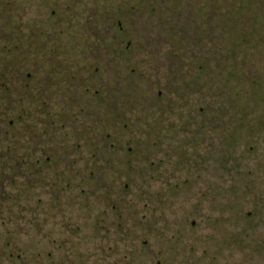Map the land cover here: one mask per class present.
I'll return each mask as SVG.
<instances>
[{
	"label": "rangeland",
	"instance_id": "374dc122",
	"mask_svg": "<svg viewBox=\"0 0 264 264\" xmlns=\"http://www.w3.org/2000/svg\"><path fill=\"white\" fill-rule=\"evenodd\" d=\"M50 1L42 13L70 6L82 41H99L105 24L88 14L107 17V1ZM37 2L15 0L19 26ZM113 3L112 48H83L65 66L67 86L99 92L23 103L30 125L46 111L52 131L30 160V189L13 169L0 182V246L13 239L30 264H93L98 250L131 264H264V0ZM171 44L182 80L159 73Z\"/></svg>",
	"mask_w": 264,
	"mask_h": 264
},
{
	"label": "flooded vegetation",
	"instance_id": "af4514ba",
	"mask_svg": "<svg viewBox=\"0 0 264 264\" xmlns=\"http://www.w3.org/2000/svg\"><path fill=\"white\" fill-rule=\"evenodd\" d=\"M105 1L107 6L105 9L104 6L101 8L106 12L107 17L102 15L99 6L92 9L91 14L88 15L94 21L103 20L105 28H100L101 31H96L94 34H100L103 37L105 33L107 42L100 39V35L99 41H82L79 36L82 31L77 25L72 26L77 11L70 6L67 9L59 11L51 9L42 13L41 9H50L52 3L50 0H38L37 4H33L30 9V26L24 27L15 22L17 8L15 0H0V182L3 176H7L9 183V178L12 176L5 174H10V170L13 169L17 170L21 179L27 181L26 187L30 189V160L34 159L38 146L50 138L52 130L47 127L51 123L48 112L45 111L43 127L36 129L34 125H30V110L23 106L24 102L29 103L31 97L65 98L76 97L79 92L87 94L90 91H98V89L91 90L89 87L85 91H77L67 86L65 66L69 62L74 64L78 62L82 58L80 51L83 48L86 50L112 48L113 38L111 37V40L109 38L114 32L115 16L111 15L112 12L115 13L114 3L113 0ZM54 4H57L56 7L62 6L58 2ZM44 66H50L46 70L47 73H39L43 72L41 67ZM176 66V74H172L173 76L175 75L177 79L189 76L188 70L180 71V66L177 64ZM104 91L114 95L111 87ZM206 116L203 115L204 120ZM208 123L209 121H204L205 125ZM20 140L27 146L26 152L19 155L16 152L19 150ZM230 152H233V149L225 145L222 153L223 167L229 173L228 175L237 176L241 173L242 167L238 160L228 159ZM57 194L60 197L61 192ZM3 196L4 191L0 186V204L4 202ZM4 241V245L0 247L12 249L3 251L4 255L0 253V264L3 257L12 263L25 264L27 260L30 264V254L22 255L18 253V249H13L14 246L11 243L13 239L7 237ZM95 253L97 258L93 264H102L103 261L106 264H131L132 260L128 253H123L122 256L105 255L104 250H98ZM51 255L52 253H47V257ZM68 260L72 262L71 259ZM68 260L58 263L52 261L51 264H67ZM75 263L82 262L78 260Z\"/></svg>",
	"mask_w": 264,
	"mask_h": 264
},
{
	"label": "trees",
	"instance_id": "16d2710c",
	"mask_svg": "<svg viewBox=\"0 0 264 264\" xmlns=\"http://www.w3.org/2000/svg\"><path fill=\"white\" fill-rule=\"evenodd\" d=\"M172 31V33L170 34L171 36H173V38H175L176 37V33L175 32H177L176 30H171ZM175 31V32H174ZM176 39V38H175ZM179 44H181V43H178V45ZM172 46H171V52L169 53V54H165L164 53V59H163V61H164V63L163 64H161L162 66H167V70L164 72V73H162V71H160L159 73H160V75H162V76H165V78H168V80L170 81V80H178L177 79V77H175V75L173 76L172 74H176V60H175V56H176V54L178 53V52H175V50H176V48L175 47H173V46H175V45H173V44H171ZM130 48H131V45H127V47H126V49H127V51H130ZM181 60L183 59V58H180ZM166 62V63H165ZM183 63H185L184 61H182ZM183 63H179V68L180 69H183L182 67H183ZM160 65V66H161ZM185 70V69H184ZM187 70V69H186ZM189 71V70H188ZM188 74H189V72H188ZM167 76V77H166ZM182 79H184V78H182ZM182 79H180V80H182ZM162 95H163V93H162V91H159L158 92V95H157V97L159 98V99H161L162 98ZM110 107V105H107V107ZM99 155V154H98ZM93 168V167H92Z\"/></svg>",
	"mask_w": 264,
	"mask_h": 264
}]
</instances>
